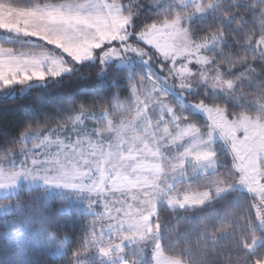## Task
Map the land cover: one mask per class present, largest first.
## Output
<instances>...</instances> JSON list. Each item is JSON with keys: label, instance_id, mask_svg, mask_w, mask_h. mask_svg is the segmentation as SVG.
<instances>
[{"label": "snow or ice", "instance_id": "snow-or-ice-1", "mask_svg": "<svg viewBox=\"0 0 264 264\" xmlns=\"http://www.w3.org/2000/svg\"><path fill=\"white\" fill-rule=\"evenodd\" d=\"M0 40V99L89 89L0 144V264H264V0H0ZM53 191L78 241L33 232Z\"/></svg>", "mask_w": 264, "mask_h": 264}, {"label": "trees", "instance_id": "trees-1", "mask_svg": "<svg viewBox=\"0 0 264 264\" xmlns=\"http://www.w3.org/2000/svg\"><path fill=\"white\" fill-rule=\"evenodd\" d=\"M0 43H3V41L0 40ZM16 47L22 48L23 46L16 45ZM253 67L258 68L257 65H253ZM88 90L87 84L71 81L48 91L33 90L31 94L16 95L14 99H0V144H3L7 137H18L25 127L29 125L33 128L39 127L43 129L45 125L42 121V114L59 116L57 111L58 99L71 96L80 102H84V96L79 93L87 92ZM248 91V89H245L246 93ZM120 97L121 100L127 99L128 92L126 90L121 91ZM88 102H91L90 97ZM107 106L110 110L111 106ZM88 123L91 124L93 122L89 120ZM50 127L54 128L55 125L52 124ZM16 146L19 147L20 143L18 142ZM3 202L8 201H0V203ZM60 203V195H50L46 205L41 206L39 209H25L32 230L33 232L47 230L59 237L67 234L72 240L78 241L91 225L93 217L84 214L81 210L82 207L75 203H73V207L70 210H63L60 215L58 214ZM242 211H247L249 215H252L255 210L245 207ZM2 216L0 215V217ZM57 223H60L59 228L56 227ZM0 224H2V220H0ZM257 234L259 235L260 233ZM7 243L8 241L5 240L3 235V228L0 227V253L3 252ZM228 243V241L221 242L224 247H227ZM190 246L195 250L200 245L193 239ZM76 247L75 243L70 245L73 250ZM9 255L15 257V249H12ZM232 255L234 256L235 253L233 252ZM67 259L68 257L58 258L52 257L50 254L43 255L42 250L35 247H29L24 257L28 264H67ZM16 264H22V261L17 259Z\"/></svg>", "mask_w": 264, "mask_h": 264}, {"label": "rangeland", "instance_id": "rangeland-1", "mask_svg": "<svg viewBox=\"0 0 264 264\" xmlns=\"http://www.w3.org/2000/svg\"><path fill=\"white\" fill-rule=\"evenodd\" d=\"M7 47V46H6ZM121 101H127V99H124V100H121ZM173 103H175V101H173ZM111 110V109H110ZM93 123H91V124H89L88 123V121L89 120H86L85 121V124L87 125V128L88 129H91V128H93V127H97L98 125H97V123H96V120L95 119H90ZM47 135H49L50 136V138L52 139V140H56L57 139V136H59V138L61 139V140H64V136L62 135V134H56V135H51V133H47ZM68 141L67 140H65V143H67ZM28 143V147L29 148H32L33 147V143H30V142H27ZM34 143H36V144H39L40 143V141H35ZM43 150H49V151H55L56 149H55V146L53 145L51 148H47V147H45V146H41V148H38L37 149V152H40V151H43ZM20 160H23V156H19L18 157V159H17V162L19 163V161ZM60 195L58 192H56V191H53L50 195ZM3 203H8V202H3ZM3 203H0V204H3ZM73 203H75V204H77L78 206H80V207H83V205L82 204H80L79 202H77V201H73ZM0 215H3V213L2 212H0ZM65 235H67V234H65ZM65 235H63V236H60V238H63Z\"/></svg>", "mask_w": 264, "mask_h": 264}]
</instances>
